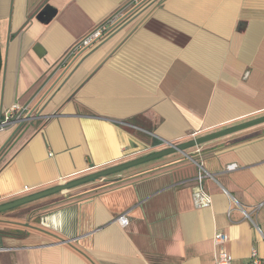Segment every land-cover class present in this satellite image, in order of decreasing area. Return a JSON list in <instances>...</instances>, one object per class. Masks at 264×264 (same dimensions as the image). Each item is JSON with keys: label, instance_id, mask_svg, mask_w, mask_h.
<instances>
[{"label": "crops", "instance_id": "crops-1", "mask_svg": "<svg viewBox=\"0 0 264 264\" xmlns=\"http://www.w3.org/2000/svg\"><path fill=\"white\" fill-rule=\"evenodd\" d=\"M140 3L0 0V205L264 117V0ZM11 212L0 264L264 259V124Z\"/></svg>", "mask_w": 264, "mask_h": 264}, {"label": "water", "instance_id": "water-1", "mask_svg": "<svg viewBox=\"0 0 264 264\" xmlns=\"http://www.w3.org/2000/svg\"><path fill=\"white\" fill-rule=\"evenodd\" d=\"M126 17H124L123 19H125ZM30 118H31V115H24L21 117V116H17V114H14V116L11 117L7 121V126L4 128H7L11 123H18L21 127ZM2 124H4L3 118L0 119V125H2ZM261 124H264V117H261L259 119H255L253 121H249L247 123H243L241 125H237V126H234V127L228 128V129L220 130L218 132H215V133L203 136V137L196 138V139L191 140V141H189L185 144H182V145H174L171 143H167L168 148L163 150V151H160L158 153H155V154H152V155L140 158V159H136V160H133V161L112 167L110 169H106V170H103V171L82 177V178L74 180L72 182L65 183L62 185H58L56 187H53V188H50V189H47L44 191H40L38 193H34V194H31V195H28L25 197H21L19 199L14 200V201L0 205V213L5 212V211H9V210H13V209H17L19 207H22L24 205L33 203V202L38 201L40 199L52 196L54 194L61 193V192L73 189L75 187L84 185L88 182L95 181V180H98L100 178H105V177L111 176L113 174H117L119 172H122L124 170H128V169L137 167L139 165H143L145 163L164 158V157L171 155V154H174V153H181L183 155H186V151L190 148H194L197 146L204 145L206 143L215 141L217 139L238 133L240 131H243V130H246V129H249V128L254 127V126L261 125ZM83 236L84 235L81 234V235H79L78 238H81ZM74 240H76V239H74Z\"/></svg>", "mask_w": 264, "mask_h": 264}, {"label": "built area", "instance_id": "built-area-1", "mask_svg": "<svg viewBox=\"0 0 264 264\" xmlns=\"http://www.w3.org/2000/svg\"><path fill=\"white\" fill-rule=\"evenodd\" d=\"M143 0H134L135 4L142 2ZM106 32V25H102L86 36L76 47V49L84 48L90 46L94 41L100 39ZM14 112V111H13ZM12 117L11 113L3 117V123L0 125V131L7 126V121ZM191 139H196V135L192 134ZM198 147V146H197ZM198 152V151H197ZM198 173L195 177V185L191 194L192 204L195 209L208 208L211 204L210 196L205 192L203 187V181L208 176L204 171L201 164L197 163ZM236 164H231L226 167V171H233L237 169ZM128 214H122L118 217L117 222L121 227L128 225ZM227 237L223 234H216L214 236L213 242L215 246L222 245L227 242ZM1 251V248H0ZM213 264H234L233 259L230 254L224 250H220L216 255ZM240 264H264V259L259 258L255 252H252L249 259L243 261Z\"/></svg>", "mask_w": 264, "mask_h": 264}, {"label": "trees", "instance_id": "trees-1", "mask_svg": "<svg viewBox=\"0 0 264 264\" xmlns=\"http://www.w3.org/2000/svg\"><path fill=\"white\" fill-rule=\"evenodd\" d=\"M150 0H143L139 5L136 6L135 10L134 11H137L139 10L140 8L143 7L144 4H146L147 2H149ZM1 66H2V61H1V54H0V71H1ZM3 151V148L0 149V154L1 152Z\"/></svg>", "mask_w": 264, "mask_h": 264}, {"label": "rangeland", "instance_id": "rangeland-1", "mask_svg": "<svg viewBox=\"0 0 264 264\" xmlns=\"http://www.w3.org/2000/svg\"><path fill=\"white\" fill-rule=\"evenodd\" d=\"M14 210V209H13ZM13 210H9V211H5V212H2V213H0V219H2V218H4L5 216L7 217L10 213H12L11 211H13ZM16 211V210H15ZM15 213V212H14ZM11 228V227H10ZM9 228V232H14V230H11Z\"/></svg>", "mask_w": 264, "mask_h": 264}]
</instances>
